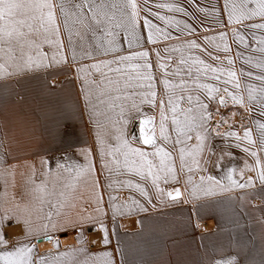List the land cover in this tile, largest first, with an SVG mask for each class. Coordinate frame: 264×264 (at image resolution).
Segmentation results:
<instances>
[{
    "label": "crops",
    "instance_id": "obj_1",
    "mask_svg": "<svg viewBox=\"0 0 264 264\" xmlns=\"http://www.w3.org/2000/svg\"><path fill=\"white\" fill-rule=\"evenodd\" d=\"M53 2L56 3L57 0ZM75 2L79 0H73V3ZM94 2L109 5L108 10L111 11L110 5L112 3L120 5L122 0H94ZM160 2L179 3L185 7L187 15L169 13L166 9L159 11L163 15H171L177 20L187 21L197 28L198 34L195 37L188 36L187 32L180 33L173 25L167 29L172 33V39H161L156 44H151L147 41V29L142 27L141 19V26L137 28L141 39L138 42L134 41L130 48L128 40L124 38L123 30L114 28L113 31L117 33L116 44L119 46V51L105 55L104 49L108 47V41L112 37L94 23L88 28H82L69 19V25L73 27L72 45L69 46L68 33L63 27V17L57 8V22L60 24V34L64 45L63 54L67 62H53L52 55L55 49L47 43H42L40 51L47 54L45 63L50 66L24 69L17 74L0 78V214L7 212L11 216L4 231L9 239H18L21 243L31 239L32 243L37 244L41 256L50 259L59 257L57 264H106L108 257L103 253H111L113 264H228L229 261L232 264H264V185L257 180L255 186L251 188L221 191L217 187L214 195H205L203 189L208 187V182L201 183L200 181L202 175L205 177L211 175L220 180L222 184L228 185L227 175L232 169H235L233 179L240 183H243L240 178L241 171L245 177L248 175L255 177V172L246 170V165L254 164V158L243 151L246 141L237 142L234 137L226 135L215 136L210 131L205 140L204 151L197 157L201 167L196 168L192 163L193 157L187 154L196 144L195 139L188 142L183 162L185 166L182 167L179 154L181 145L173 148L171 143L160 138L158 101L161 97L166 99V96L162 83L164 70L157 67L158 62H164L169 56L172 57L171 61H168L169 75L167 78L172 84H178L181 76H172L171 72L178 66L181 53L172 52L171 49L182 45L186 40L195 38L198 43L223 59L226 54L215 48V44L220 41L217 39L212 43H207L203 38L205 36L218 37L219 33L224 31L228 33L227 42L231 47V52L227 55L234 60L232 67L237 72L242 86L251 82L255 83L257 80L250 79L247 75L241 76L240 71L243 69L247 73L250 71L249 67H253L251 72L254 76L256 75L257 55L264 58V54L251 50L258 47L253 43L252 33L254 32L259 37L264 35V30L244 29L242 25L229 27L224 6L225 0H148L149 5ZM143 3L144 0H137L138 5L143 6ZM68 7L71 8L72 4L70 3ZM249 7H255V5L251 4ZM153 10L156 9L153 8ZM84 11L90 17L91 14L87 12V8ZM116 11L119 15V9ZM144 15L145 13L141 12V17ZM149 18L153 19L158 26L165 27L162 22L152 17ZM251 22L264 21L256 17L253 21L244 23ZM232 27L241 29L242 33L247 35L249 48L233 42ZM77 30L81 35H76ZM176 36L181 38L177 40ZM129 39H131L130 36ZM41 40L42 36L37 38L38 43ZM166 47L169 49L168 52H165ZM73 50L76 53L75 61L72 59ZM238 50L242 54L241 58L236 57ZM140 51L149 52V60L153 66L152 72L156 77L154 84L158 100L155 108L148 103L141 104L143 115L134 114V119L127 125L126 130L129 134V127L133 122L139 124L140 119L154 117L157 142L171 153L178 176V180L175 181L169 179L167 183L163 180L159 182L160 187L164 189L162 196H157L151 181H147L145 187L149 192L150 202L149 198L142 196L136 189L124 186V181L129 179L133 183H144L135 174L123 170L118 173L115 171V166L111 174L108 170L102 169L100 145L97 140L98 132L103 135L107 131L106 143L113 147L117 143L115 129L109 117L115 119L119 108L108 111L107 104L99 103L98 96L101 89L107 84L109 77L116 79L118 76H135L136 70L129 65L143 63V61L135 60L120 65H111L112 69L117 66L121 68L119 74L104 66L99 71L91 68L92 64L114 60L121 55H130ZM157 51L160 52L159 60L156 55ZM25 52L28 53V49H25ZM88 53L91 55L89 56ZM31 54L35 57L36 50L33 49ZM188 54L185 50V57ZM191 54L199 55L207 63L216 66L215 61L210 60L199 50H192ZM249 56L252 57L251 64L244 62ZM2 57L3 54L0 53V62H4ZM57 60H59V55H57ZM224 66L227 67L226 61ZM78 68H85L86 71L78 73ZM9 71L13 70L9 69ZM200 82L220 86L218 82L204 77H201ZM175 93L179 95V89H176ZM242 94L245 98L247 97L246 92ZM86 97L89 101L87 104ZM103 98L107 99V97ZM136 101L139 103V97H136ZM120 103H125L127 107L131 101H116L117 105ZM182 107H187V105L183 104ZM96 112L101 114L96 115ZM256 112L258 113V105ZM168 116L166 128L174 140L176 133L171 124L170 111ZM97 121L104 127L98 128ZM259 123H264V117ZM215 126L214 122L213 128ZM148 127L151 128L152 125ZM226 127L223 125V128ZM255 128L257 137H254L253 132L252 135L253 139L258 141L260 129L256 122ZM219 132L221 133V130ZM238 134L242 137L243 131ZM129 138H131L130 135ZM237 143L241 146L237 147ZM133 146L153 151L150 146L142 145L139 140L134 141ZM83 152H88L99 186L97 187L95 182L93 185L90 182L93 175H87V180L84 178L77 184L71 181V187H64L66 182L64 178L68 174H65L63 168L57 167V162L67 163L66 158H69L75 166V163L81 161ZM260 155L264 159V153ZM107 159L111 160V157ZM120 159L122 160L123 157ZM153 159L159 163L158 157ZM33 161L56 163L54 184L51 181V184L46 186V190L56 195L55 201L60 202V205L63 204V199L58 198L57 195L61 191L69 194L86 192L102 197L99 205L95 206L96 202L93 203L95 204L93 210L99 206L106 216L105 224H102L107 230V244L104 243V229L101 237L98 230L94 229L89 232L88 238L91 244L84 240L85 235L75 234L74 231L52 232L50 234L54 239H58L60 247L50 252L49 249L53 246L46 237L41 236V233L40 241L36 240L35 235L26 238L24 226L26 219L17 220L15 200L17 194L29 190L31 192L33 176L31 163ZM188 167L193 170L189 172ZM75 172L77 171L73 170L70 173L71 178H75ZM189 177H191V183L188 182ZM16 178H23L24 184L22 186L13 184L12 179ZM109 184L111 188L108 187ZM83 187L87 189H81ZM194 187L196 188L195 194H193ZM176 188H179L181 195L173 201L167 196V192ZM110 195L117 198L113 201L114 205L122 206L121 211L115 216H113V207L109 205ZM133 199L138 203L133 204ZM56 212L62 216L57 223L65 224L63 208Z\"/></svg>",
    "mask_w": 264,
    "mask_h": 264
},
{
    "label": "snow or ice",
    "instance_id": "obj_2",
    "mask_svg": "<svg viewBox=\"0 0 264 264\" xmlns=\"http://www.w3.org/2000/svg\"><path fill=\"white\" fill-rule=\"evenodd\" d=\"M70 3L72 4L71 8L68 7ZM251 4H254L255 7H249ZM224 6L227 12L229 27L242 25L244 29L264 30V22L244 23L245 21H253L256 17L264 21V0H239V2L237 0H225ZM57 8L63 17V27L68 33L69 46L72 45L73 38V27L69 25V19H72L74 24H79L82 28H88L94 23L98 28H102L108 36L112 37L108 41V47L104 49L105 55L109 52L116 53L119 51V46L116 44L117 33L113 31L114 28L123 30L125 34L124 38L128 40L130 48L134 41L138 42L141 36L137 32V28L141 26V19L142 27L147 29V41L151 44H156L161 39H172V33L167 29L173 25H175L180 33L187 32L188 36L195 37L198 34L197 28L187 21L177 20L174 16L163 15L159 11L166 9L169 13H182L187 15V9L179 3L160 2L149 5L148 0H144L143 6H141L137 4V0H122L120 5L112 3L110 5L111 11H109V5L103 2L96 4L94 0H79V2L75 3H73V0H57L56 3L53 0H0V53L3 54L2 59L4 61L0 62V78L17 74L24 69L31 70L33 68L50 66L45 63L47 54L40 51L42 43H47L55 49L52 55L53 62H67V58L63 54L64 45L60 34L61 28L57 22ZM85 8L91 14L90 17L85 13ZM153 8L156 10H153ZM117 9H119V15H117ZM200 11H204V9H200ZM141 12L145 13L143 17H141ZM149 17L162 22L165 27L158 26ZM76 35H81L79 30L76 31ZM41 36L42 40L38 43L37 38ZM129 36L131 39H129ZM227 37L228 33L222 31L218 37L205 36L203 38L207 43H212L217 39L220 41V43L215 44V48L222 50L226 54L223 59L219 55L209 51L207 47L198 43L195 38L186 40L180 46L173 47L171 49L172 52L181 53L178 66L171 72L172 76H181L178 84H172L167 78L169 75L168 61H171L172 57L169 56L164 62H158L157 67L164 70L162 83L166 96V99L161 97L158 101L160 138L165 142L171 143L173 148L176 145H181L179 154L182 167L185 166L183 162L185 160L188 142L193 139L196 141V144L191 147L187 154L193 157L192 163L199 169L201 164L197 157L204 151L205 140L209 132L215 131L217 135H221L218 130L219 127L221 124H228V121L221 117L220 120L215 122V128L211 127L214 113L210 110V105L213 102L217 104L215 109L216 115H219L221 106L227 107L229 100L233 104L240 105L248 112L252 111L251 105L255 102L258 105L259 116L264 117V59L255 65L256 68L260 69L259 75L254 76L251 71L245 73L243 69L240 71L241 76L247 75L250 79L254 78L259 81V87L252 83L242 86L237 72L232 67L234 60L231 56L227 55L231 52ZM180 38V36L175 37L177 40ZM232 39L233 42L249 48L248 40L241 29L232 27ZM252 39L253 43L258 45V47L251 50L264 54V35L257 37L253 32ZM25 49H28V53L25 52ZM33 49L36 50L35 57L31 54ZM185 50L189 53L187 57L184 55ZM192 50H199L201 53L206 54L210 60L216 62V66L212 63H207L199 55H192ZM168 51L169 49L166 47L165 52ZM57 55H59V60H57ZM88 55L90 56L91 54L88 53ZM156 55L159 60L160 52L157 51ZM236 57H242L239 50L236 52ZM72 59L73 61L76 59L74 50L72 52ZM135 60L143 61V63L129 65L136 70L135 76H118L116 79L109 77L107 84L104 85V88L101 89L98 96L100 104L108 105V111H112L117 107L119 108L115 119L109 117L115 129V140L117 143L114 147L106 143V138L108 137L107 131L103 135L98 132L97 140L100 145L102 169L108 170L111 174L113 166H115V171L118 173L123 170L127 173L135 174L144 183H133L129 179L124 181V186L136 189L142 196L149 198L150 202L149 192L145 187L147 181H151L157 196H162L164 195V189L160 187L159 182L163 180L167 183L169 179L175 181L178 180V176L172 162L171 153L157 142L154 117L149 116L139 120V136L132 133L131 138H129L126 130L127 125L134 119V114L143 115L140 108L141 104L148 103L153 108L157 104L158 94L154 84L156 77L152 72L153 66L149 60V52L140 51L130 55H121L114 60H106L92 64L91 68L99 71L104 66L108 67L110 71L119 74L121 73V68L117 66L112 69L111 65H120L124 62ZM225 61L227 67L224 66ZM244 62L251 64L252 57L245 58ZM9 69L13 71H9ZM85 71V68L77 69L78 73ZM182 73L183 75H181ZM201 77L216 81L220 86L211 83H201ZM122 80L123 86L121 87ZM85 83H88V81H85ZM129 89L133 91H128ZM176 89H179V95H176ZM243 92L247 93V103H245ZM112 93H116V95L113 96ZM103 97H107V99ZM136 97H139V103H137ZM116 101H131V104L126 107L125 103L117 105ZM87 103L89 101L86 97ZM183 104H186L187 107H182ZM169 111L171 112V124L174 126L173 131L176 133L174 140L166 128V122L169 120ZM95 114L100 115L101 113L96 112ZM96 123L98 128L104 127L99 121ZM256 123L260 129L258 141L253 139L252 130L247 127H244L242 137L234 131L224 133L226 136L234 137L237 142L241 140L246 141L243 151L254 158V164L246 165V170L248 172H255V177L252 175L245 177L243 171H241L240 178L243 180V183H240L233 179L235 169H232L229 170L227 175L229 184L224 185L220 180H217L211 175L207 177L202 175L200 177L201 183L208 182V187L203 189L205 195H214L217 187L221 191H231L233 188H251L255 186L257 180L261 185H264V159L260 155V153H264V123H259V120ZM149 125H152V127L149 128ZM136 140H139L144 146H150L153 151H147L142 147L133 146V142ZM236 146L240 147L241 145L237 143ZM108 157H111V160H108ZM120 157H123V159L121 160ZM157 157L159 158V163H156L153 159ZM66 159L68 162L65 164L57 162V167L63 168L65 172L75 170L77 171V175L81 171L94 175V166L91 161H89L86 168L81 169L79 165L74 166L69 158ZM192 170L191 167H188L189 172ZM188 182L191 183V177L188 178ZM95 183L98 187L99 181L96 180ZM64 187H71V183L65 182ZM108 187L111 188V184ZM34 192L36 193V198L40 199L42 204L44 203V197L53 194L47 192L46 182L36 185ZM195 192L196 188L194 187L193 194ZM59 195L64 196L65 193L61 191ZM180 195L179 188L167 192V196L173 201L177 200ZM116 199L115 196H109V205L113 207V216L120 212L122 207L121 205L113 204V201ZM101 200L102 197H98V205ZM132 203L137 204L138 202L133 199ZM52 207H57V205H52ZM96 211L102 212V209L98 206ZM56 215H59V213H56ZM52 216V212L47 214V223L42 225L40 232H37L32 227L29 220H24L26 238L35 235L36 240L40 241V233L42 232V235L48 239L53 247H58L59 241L53 238L50 231L60 230L66 224L53 221ZM10 218L11 216L7 212L0 214V264H57L59 257L50 259L41 256L37 249V244L32 243L31 239H27V242L24 243H21L18 239H9L4 228ZM17 220H19V217H17ZM71 226L76 227V224L73 223ZM101 227L103 228V224H101ZM104 232V243L107 244V230L104 229ZM50 251L51 249H49ZM103 255L108 257L106 264H113L111 253H103ZM228 264H232V262L229 261Z\"/></svg>",
    "mask_w": 264,
    "mask_h": 264
},
{
    "label": "rangeland",
    "instance_id": "obj_3",
    "mask_svg": "<svg viewBox=\"0 0 264 264\" xmlns=\"http://www.w3.org/2000/svg\"><path fill=\"white\" fill-rule=\"evenodd\" d=\"M246 39L247 35L245 34ZM249 36H251L249 34ZM248 36V37H249ZM264 59L262 56L260 57L257 55V61ZM250 71H252L253 67H249ZM260 74V69L257 68L256 75ZM252 83V82H251ZM255 86L259 87L260 82L255 81L253 82ZM245 103H247V97L245 98ZM217 107V104L213 102L211 104V111H213V121L211 127H213L214 122L218 121L223 117L225 120L228 121V124H221V127H219V130H221V135H217L215 131H211L213 135L215 136H223L224 133L228 131H236L238 133L242 132L244 130V127H247L252 130L254 137L256 136L257 129L255 128V122L259 120V122L263 121V117H260L259 114L256 112V103H252V111L248 112L245 111L243 107H241L238 104H233L230 100L228 101L227 107H220L219 115L215 114V109ZM235 113V115H233ZM243 118V119H242ZM223 125H226V128H223ZM231 125V127H229ZM135 133L136 136L139 134V124L133 122L131 126L129 127V135L131 137V134ZM88 152H83V157L81 158V161L78 163H75V165H79L81 169L86 168L89 163V155ZM66 162L62 163L65 164ZM32 171L33 176L31 179L32 182V188L31 192L30 190L25 193L17 194L16 195V217L21 218L20 220L27 219L31 222L32 227L37 231L40 232L42 225L44 223H47L46 217L49 212L53 213L52 219L53 221L57 222L62 216L56 215V211H60L63 208V218L65 221L66 226L60 230L56 231H50V233H66L68 231H74L75 234H83L85 235V241H87L89 244L90 240L88 238L89 232L92 230H98L100 232V237L102 236V230L104 229L101 227V224H105L106 216H104L103 211L98 212L96 210H93L94 205L93 203L96 202L97 206V197L98 195H94L92 193H86L81 192L79 194H69L65 193L64 196L57 195L58 198L62 197L63 204L60 205V202L57 203L56 195L53 193L52 195L44 197V203H41L40 199L36 198V193L34 192V188L38 184H42L46 182V186L51 184V181H53L54 184V171L56 168V163H50V162H36L33 161L32 163ZM71 172H65V174H68L67 177L64 178L66 182L73 181L74 184H77V182H82L83 179L87 180V172H80L79 175H77V172H75V178L70 177ZM86 175V176H85ZM71 178V179H70ZM96 177L93 175L91 177L90 182H92V185L96 181ZM14 181V182H13ZM12 183L17 186L24 184L23 178H16L12 179ZM65 184V183H64ZM87 187V185H86ZM86 187H83L81 189H87ZM96 198L94 199V197ZM50 202V203H49ZM52 205H57V207H52ZM91 207V208H90ZM90 208V209H89ZM59 213V212H58ZM75 223L76 227H72L71 225ZM19 228L21 229L20 225ZM7 231V230H6ZM19 232V231H18ZM17 232V233H18ZM42 234V232H41ZM43 236V235H41ZM60 247V244L59 246ZM58 247H53L51 250H54Z\"/></svg>",
    "mask_w": 264,
    "mask_h": 264
}]
</instances>
